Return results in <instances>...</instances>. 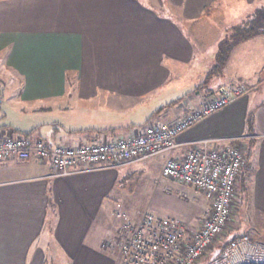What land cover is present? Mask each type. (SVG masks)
Instances as JSON below:
<instances>
[{"label": "crops", "instance_id": "1", "mask_svg": "<svg viewBox=\"0 0 264 264\" xmlns=\"http://www.w3.org/2000/svg\"><path fill=\"white\" fill-rule=\"evenodd\" d=\"M262 8L264 0H0V75L20 84V103L36 116L20 134L2 124L0 101V138L75 148L130 137L156 116L175 124L188 96L193 108L202 103L199 60L213 71L230 29ZM212 74L251 88L177 141L246 144L247 205L251 197L264 210V34L234 48ZM188 151L59 177L50 176V163L0 162V264H118L110 238L118 240L120 205L142 183L138 172L157 192L177 193L162 170ZM184 188L193 202L203 196ZM210 205L205 198L201 216Z\"/></svg>", "mask_w": 264, "mask_h": 264}, {"label": "built area", "instance_id": "2", "mask_svg": "<svg viewBox=\"0 0 264 264\" xmlns=\"http://www.w3.org/2000/svg\"><path fill=\"white\" fill-rule=\"evenodd\" d=\"M236 88L233 92L221 89L217 99L175 124L154 121L130 137L72 148L10 134L0 138V162L15 159L50 163V176L59 177L135 166L186 147L189 151L181 158L170 157L166 161L162 174L210 201V209L202 215L201 226L197 232L190 231L183 222L149 212L123 247L119 264H264V243L248 235L234 237L217 256L200 261L230 221L237 185L247 161V145L233 146L229 139L177 141L181 134L249 91ZM2 94L0 85V98Z\"/></svg>", "mask_w": 264, "mask_h": 264}, {"label": "rangeland", "instance_id": "3", "mask_svg": "<svg viewBox=\"0 0 264 264\" xmlns=\"http://www.w3.org/2000/svg\"><path fill=\"white\" fill-rule=\"evenodd\" d=\"M229 32H231V29ZM238 55H241V53H239ZM205 62L199 60V65L195 69L196 77L201 73L202 75L204 74V78L202 79L203 81L198 84L195 89L196 91L202 93L200 100L202 103L199 108H193L188 98L193 101L194 97L188 96L185 101H182L179 104V107L181 109H178V111L181 110L182 113L184 112L183 118L187 117L191 112L196 111L209 102L217 99L221 89L225 88L226 90L233 92L237 89V85L239 90H250L251 88L242 83L231 85L232 83L225 77L222 78L213 76L212 69L206 67ZM68 78L69 84H71L73 82V79L70 76H68ZM0 85L3 90L0 101H3V103L5 104V107L3 108L5 115L1 120L2 124L4 122V124L14 126L15 128L16 126H18L19 129L16 128L17 131L20 134H25L28 131L22 128H27L28 126H30V121L35 119L36 116L29 115V110H26L24 105L20 103L22 87L19 83L11 85L9 82L4 81L1 75ZM18 107L25 108V111L28 112V114H24L20 110H17ZM167 113L168 112H166L164 115H166ZM160 117L161 116H156L153 121H149L146 125H150L152 122L160 119ZM164 123H167V121ZM143 127H140L139 129H142ZM136 133L138 134L139 132L137 131ZM138 173L139 180L142 183H139L137 188L132 187V191L130 192L133 193V195L131 196L130 200L126 201L125 204L120 205L121 210H119V215L117 216V218L123 219L122 221H120L121 223L119 221L118 223L119 225H124L121 226L122 230L120 229L117 234L118 240H114L116 237L110 238L113 240H111L113 243L112 245H114V247H118V258H120L122 255L123 247L128 243L130 237L133 236L135 232L140 228L143 218L149 212H153L155 214H158L159 216L176 219L180 222H183L187 229L194 232H197V229H199L201 223L203 222V216H201L202 207L205 204V198H203V196H197V201L193 202V196H191L192 194L189 193L186 188H184L185 186L172 180L170 181L177 184V193L163 195L161 192H157L154 188L147 186L143 178H140L143 175V171H140ZM239 183L237 185V197L231 211L230 221L225 227V230L221 237L211 243V247L208 249L206 254L202 256L200 261H206L213 257L228 240L237 236L248 235L254 240L264 243V210L260 209V207L254 203V199H251V197L247 208L243 209L244 205L241 204L242 188ZM134 219H137V223L132 222ZM183 249L185 250L186 247L184 246Z\"/></svg>", "mask_w": 264, "mask_h": 264}, {"label": "trees", "instance_id": "4", "mask_svg": "<svg viewBox=\"0 0 264 264\" xmlns=\"http://www.w3.org/2000/svg\"><path fill=\"white\" fill-rule=\"evenodd\" d=\"M261 34H264V8L258 10L242 25L232 28L231 32L228 33V36L224 40H222V42L218 46V54L216 57L217 66L213 69L212 73L214 71L219 72L225 67L234 48H236L242 42L247 41ZM250 118H251L250 119V124H251L253 117L250 116ZM247 157H248V152H247ZM247 177H248L247 174L244 173L243 171V176L240 181V186L242 188L241 204L244 206H247V186L245 185L248 179ZM245 193L246 196H244ZM222 248L213 257L217 256V254L222 250Z\"/></svg>", "mask_w": 264, "mask_h": 264}]
</instances>
